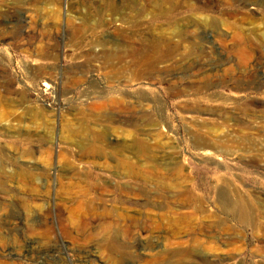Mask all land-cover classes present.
Here are the masks:
<instances>
[{
  "label": "rangeland",
  "instance_id": "obj_1",
  "mask_svg": "<svg viewBox=\"0 0 264 264\" xmlns=\"http://www.w3.org/2000/svg\"><path fill=\"white\" fill-rule=\"evenodd\" d=\"M113 259L264 264V0H0V264Z\"/></svg>",
  "mask_w": 264,
  "mask_h": 264
},
{
  "label": "bare ground",
  "instance_id": "obj_2",
  "mask_svg": "<svg viewBox=\"0 0 264 264\" xmlns=\"http://www.w3.org/2000/svg\"><path fill=\"white\" fill-rule=\"evenodd\" d=\"M59 170H60V168H59ZM66 197L63 200H60V201H61V205L63 207L62 208L63 211H65L66 214H67V217L65 219H61V221H63L65 223V224L62 223V225H65L67 228H74V226L77 225V224H89L90 222L98 221V220L99 221L101 220L102 222H111V223L113 222L114 223V211L112 209H109V208L105 207V206L103 207V205L98 204L99 203L98 201H102L101 198L96 197L94 199L88 198V199L70 200V199H68ZM71 199H73V198H71ZM98 205H100V206H98ZM22 208H24V207H22ZM24 210L25 209H23V212H24ZM39 213H41V212H39ZM46 214L49 215V213H46ZM70 225H71V227H70ZM108 226H111V225L108 224ZM111 248H112V251H114V245ZM87 252H89L88 249H87ZM114 263H115L114 259L111 260V264H114ZM115 264H117V263H115Z\"/></svg>",
  "mask_w": 264,
  "mask_h": 264
}]
</instances>
